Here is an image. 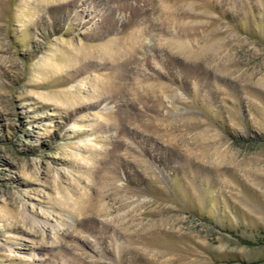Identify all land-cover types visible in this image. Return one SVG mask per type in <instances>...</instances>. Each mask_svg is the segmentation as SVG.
I'll use <instances>...</instances> for the list:
<instances>
[{"label": "rangeland", "instance_id": "obj_1", "mask_svg": "<svg viewBox=\"0 0 264 264\" xmlns=\"http://www.w3.org/2000/svg\"><path fill=\"white\" fill-rule=\"evenodd\" d=\"M0 264H264V0H0Z\"/></svg>", "mask_w": 264, "mask_h": 264}]
</instances>
